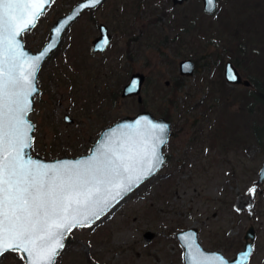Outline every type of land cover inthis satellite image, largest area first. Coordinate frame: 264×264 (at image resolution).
Wrapping results in <instances>:
<instances>
[{"label":"rangeland","instance_id":"374dc122","mask_svg":"<svg viewBox=\"0 0 264 264\" xmlns=\"http://www.w3.org/2000/svg\"><path fill=\"white\" fill-rule=\"evenodd\" d=\"M76 1L51 0L35 26L21 34L25 46L39 49L54 20ZM217 5L207 13L201 0H104L72 21L43 60L29 113L32 153L45 158L86 153L104 126L145 109L171 121L158 171L90 226L68 233L55 264H185L176 233L190 226L197 227L205 248L232 257L250 224L255 236L245 264H264V178L257 181L264 160V106L243 98L254 88L249 73L260 71L243 65L248 55L243 64L235 61L242 47L259 48L264 57V0ZM99 21L108 24L112 39L94 53L91 40ZM183 38L189 42L182 44ZM183 57L196 62L191 75L179 74ZM227 59L252 85L225 81ZM133 71L146 75L140 101L121 95ZM148 229L151 239L144 237ZM20 255L6 252L0 264H23Z\"/></svg>","mask_w":264,"mask_h":264},{"label":"snow or ice","instance_id":"6c2138e0","mask_svg":"<svg viewBox=\"0 0 264 264\" xmlns=\"http://www.w3.org/2000/svg\"><path fill=\"white\" fill-rule=\"evenodd\" d=\"M48 3L0 0V256L18 253L27 264H55L67 233L90 226L112 201L150 175L162 162L157 145L167 130L166 125L137 120L87 161L47 165L25 159L33 131L26 119L29 97L36 91L33 81L61 29H54L52 43L32 57L17 38L35 26ZM97 3L90 0L81 7ZM227 73L228 79H236L231 69ZM136 86L133 82L129 91ZM254 192L248 190L249 195ZM188 258L191 264H202L194 253Z\"/></svg>","mask_w":264,"mask_h":264},{"label":"water","instance_id":"95a60500","mask_svg":"<svg viewBox=\"0 0 264 264\" xmlns=\"http://www.w3.org/2000/svg\"><path fill=\"white\" fill-rule=\"evenodd\" d=\"M104 0H99V3L95 4L92 7H81L84 4H88L90 0H78L77 2L74 3V5L71 7L70 10L67 12L60 14L52 23L48 38L47 40L43 43L42 47L37 50H32L30 47L25 46L24 40L22 39L21 35L17 38L20 41L21 48L25 52L26 55L32 57L36 56L42 51H44L46 48H48V45L52 43V37L54 36V29L60 28V34L59 38L55 40L54 47H52L50 50H48L44 56V58L40 61V65L36 71L35 74V79L33 81V85L36 89L34 93H37L39 91V87L37 85V74L38 70L43 62V60L58 46L61 36L65 30V28L74 20L78 18V16L81 14L83 10L86 9H91L99 6ZM185 0H172V3L174 4H179L183 3ZM202 1V7L203 10L207 13L214 12L217 8V0H201ZM51 0H49V3L46 5L48 6L50 4ZM45 6V7H46ZM44 7V9H45ZM43 9V11H44ZM39 18V17H38ZM38 18L36 19L35 23L37 22ZM70 18V19H69ZM62 26V27H61ZM32 28V27H30ZM29 28V29H30ZM98 28V34L94 36L91 40V50L93 52H101L105 50L108 45L110 44L111 41V32L109 30V27L107 23L100 21L97 24ZM107 39L108 43L105 45L103 41ZM185 65L188 66L187 69H185ZM195 68V61L191 57H184L179 60V71L181 74L185 75H191L194 72ZM231 69V73L236 76L235 80H230L227 78V70ZM223 75L225 80L230 83V84H243L246 86L251 85V81L248 77H243L240 70L238 67L235 65V63L231 59H227L224 63V68H223ZM145 81V74L141 71H133L130 74L129 80L123 84L122 89H121V95L122 96H130V95H137V99L140 101L141 100V88L143 85V82ZM136 82L137 86L134 90L129 91L130 85ZM29 97V100L31 101V108L27 114L26 119L28 122L31 124L32 128L34 127V124L32 120L29 118V113L32 110L33 107V95ZM64 118L67 121H72L73 118L70 117L69 114H65ZM137 120H148L156 124L160 125H166L167 130L166 134L164 136V142L162 144L157 145V152L159 156L161 157V163L159 166L147 177H145L143 180L139 181L138 183L134 184L127 192H124L121 194V196L117 197L115 201H112L107 208H105L104 215L109 209L114 207L116 203L121 201L123 197H125L129 192H131L134 188H136L139 184H141L143 181H145L147 178H149L151 175H153L155 172L158 171V169L161 167L163 162L165 161V154L162 151L163 145L167 142L169 133H170V127H171V121L168 118H165L163 116H155L152 114L149 110H141L137 112L134 115H124L111 123L110 125H107L102 128L100 131L97 139L93 142V144L90 147V150L87 153L80 154L78 156H68V155H63L55 158H45L40 154H33L31 151V146L27 149H25V159H28L29 157L33 159L34 161H39L41 163L47 164V165H54L59 162H77V161H87L89 158H91L94 154H98L99 150L103 145H107L109 143H114L118 140L121 130L126 129V128H132L135 126V122ZM29 136L32 139V132L29 133ZM31 144V141H30ZM264 178V160L259 168L258 171V178L257 181H261ZM101 215V216H102ZM100 216V217H101ZM96 220L90 222L93 223ZM68 233L64 236L62 239V243H65V240L67 238ZM154 235V232L151 230H146L144 231V237L146 239H151ZM177 238L181 242L184 251H183V258L185 264H191V261L189 260V255L190 254H196L199 258L200 261H202V264H245L246 262L249 261L251 252L253 249V239L255 236V231H254V226L250 224L248 228L246 229L244 233V239L245 242L243 244V247L238 250L233 257H228L226 256L220 249H207L205 248L199 238H198V229L195 226H190L184 229H180L176 233ZM191 246V247H189ZM24 264H27L26 261H24Z\"/></svg>","mask_w":264,"mask_h":264},{"label":"trees","instance_id":"16d2710c","mask_svg":"<svg viewBox=\"0 0 264 264\" xmlns=\"http://www.w3.org/2000/svg\"><path fill=\"white\" fill-rule=\"evenodd\" d=\"M172 7L173 6H171L170 8H172ZM92 10L93 9H91L89 11L92 12ZM168 11H169L168 8H164L162 10V13L167 14ZM179 24H182L180 20H179ZM171 41L172 40H170V39L168 40V42H171ZM242 50H243V55H242V52H240V51L237 54V57L235 60L237 62V64H239V65L241 63L243 64V61H245L246 57L249 56L248 60H246L245 64H243V65L245 67H249V66L252 67L253 66L254 69H257L260 71V72L256 71L254 73H251V72L249 73V75H251V79L254 80L253 81L254 88L251 90H247V94H243V96H244L243 98H244V100L249 99V98H253L254 102H258L259 104L264 106V57L260 55L261 50L259 48L257 49L256 47H253V49L249 50V52H248L246 47H242ZM229 101L230 100H228V102Z\"/></svg>","mask_w":264,"mask_h":264},{"label":"flooded vegetation","instance_id":"af4514ba","mask_svg":"<svg viewBox=\"0 0 264 264\" xmlns=\"http://www.w3.org/2000/svg\"><path fill=\"white\" fill-rule=\"evenodd\" d=\"M100 22V21H99ZM98 22V23H99ZM97 23V24H98ZM108 25V24H107ZM109 27V26H108ZM112 35V34H111ZM111 39H112V37H111ZM169 40V39H168ZM168 40H167V37L165 36L164 37V41L165 42H168ZM179 41L182 43V44H186V42H189V40H186V39H179ZM111 42V41H110ZM109 46V45H108ZM104 51V50H103ZM103 51H101V52H103ZM94 53H100V52H94ZM184 58V57H183ZM194 60V59H193ZM195 61V60H194ZM195 66H196V62H195ZM195 69V68H194ZM178 71H179V62H178ZM179 74L181 75V76H183V75H185V74H181L180 73V71H179ZM224 77V76H223ZM145 78H146V75H145ZM225 79V78H224ZM226 81V80H225ZM180 81H175V84H177V85H180V83H179ZM144 83V82H143ZM166 83H168V81L166 82ZM179 83V84H178ZM228 83V82H227ZM230 84V83H229ZM231 85H239V84H231ZM243 85V84H242ZM132 96V95H131Z\"/></svg>","mask_w":264,"mask_h":264}]
</instances>
